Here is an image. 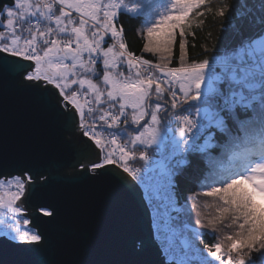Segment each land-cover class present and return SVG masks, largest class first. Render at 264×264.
Masks as SVG:
<instances>
[{
    "label": "snow or ice",
    "instance_id": "6c2138e0",
    "mask_svg": "<svg viewBox=\"0 0 264 264\" xmlns=\"http://www.w3.org/2000/svg\"><path fill=\"white\" fill-rule=\"evenodd\" d=\"M237 4L240 19L252 12L247 0H233L228 6L230 13ZM207 5L208 0L4 3L0 5V74H23L26 85L51 86L55 90L49 92L57 101L53 108L65 115L69 126L77 125L78 139L88 149L91 141L98 150L89 153L96 157L90 167L81 164L91 177L106 172L107 166L118 165L133 181L142 180L141 168L133 167L129 161L137 158L140 149L139 160L146 163L147 150L160 139L163 121L175 120L181 125L179 136L183 138L177 144L191 141L189 148L204 153L210 165L207 179L211 182L202 195L215 198L216 215L196 223L211 229V234L221 225L233 230L204 246L200 264H264V206L255 199L264 198V89L259 96L254 94L257 77L264 85V32L250 36L240 32L235 51L222 58L225 75L217 76L215 81L226 79L238 89L222 90L209 80L207 91H202L209 60L189 59L188 37L196 35L191 30L193 19L205 15L200 9L211 12ZM260 7L264 10V0ZM125 14L142 18L141 51L151 54L155 62L129 50L124 27L118 22ZM218 15H224L223 8ZM201 24L203 20L196 26ZM173 60L176 66H170ZM99 65L102 67L98 71ZM209 96L219 99L215 109L205 110L190 103H208ZM193 108L198 115L203 112L206 125L193 118ZM121 122L136 126L130 132L124 130L128 139L123 143L109 131L119 128ZM202 130H206L204 144L196 145ZM215 148L223 149L220 157L213 158L207 152ZM201 162L184 157L178 166L194 167ZM9 163L0 158V171H8ZM38 171L21 167L18 174L0 178V216L11 212L25 226L57 220L59 212L52 204H40V215L31 221L24 215L27 194L35 188ZM148 199L151 203L159 196L149 195ZM154 209L153 224L159 233V205H154ZM208 234L194 233L197 239ZM3 235L6 239L0 240V252L14 249L35 253L54 248V241L44 228L13 227ZM181 243L183 252L169 239V264H190L191 246L187 241ZM134 247L142 251L143 242H134ZM253 252L257 253L255 258ZM9 264L27 262L13 260Z\"/></svg>",
    "mask_w": 264,
    "mask_h": 264
},
{
    "label": "water",
    "instance_id": "95a60500",
    "mask_svg": "<svg viewBox=\"0 0 264 264\" xmlns=\"http://www.w3.org/2000/svg\"><path fill=\"white\" fill-rule=\"evenodd\" d=\"M10 2L0 0V5ZM51 91V86L26 85L23 74H0V158L10 162L0 178L18 174L21 167L39 169L24 215L30 221L40 215V204H52L59 212L52 224L30 223L47 231L53 249H7L0 252V264H169L154 239L139 185L115 165L96 177L81 168L90 167L96 157L89 153L98 150L91 141L88 149L78 139L77 125L69 126L53 108L57 101ZM136 241L143 242L142 251L134 247Z\"/></svg>",
    "mask_w": 264,
    "mask_h": 264
},
{
    "label": "trees",
    "instance_id": "16d2710c",
    "mask_svg": "<svg viewBox=\"0 0 264 264\" xmlns=\"http://www.w3.org/2000/svg\"><path fill=\"white\" fill-rule=\"evenodd\" d=\"M247 2L252 8V12L244 17V19H240L238 16V13L241 11L239 4H237L236 8L233 9L231 13L229 12L228 6L233 4V0H208L207 7L211 8V12L202 8L200 10L205 11V15L196 17L192 21L193 27L191 30L195 32L196 35L195 38L192 36L188 37L189 59L199 60L207 58L210 67L215 68L214 70L216 71H221L220 69L224 66L218 65L217 63L221 61L224 56L235 51L240 40V32H243L245 36L258 35L260 32H264V10H261L260 7L261 0H247ZM221 8L224 9L223 16L218 15V11ZM200 20H203V24L197 27L196 25ZM118 22L124 27L125 43L128 45L129 50L133 51L136 55H143L145 59H152L153 62H155V58L151 54L142 53L141 51L144 43L141 32L142 18L131 16V14H125L119 18ZM178 52L179 48L177 44L175 48L177 56ZM170 66H176V60H173ZM217 86L222 90H226L229 87L227 82H223ZM207 99L209 100L206 104L211 105L212 109L218 106V98L209 96ZM163 122L164 124L162 125L166 130L168 128L177 129L179 126L175 124L173 120L171 122L164 120ZM205 123H208V121ZM134 127L136 126L132 125L129 127L128 125H123L121 130H123V133L125 129H127V132H130ZM241 135H243V133H241ZM124 136L128 139L127 133ZM203 137L196 145L204 144ZM173 146L174 145H171L169 142L165 145V150H169ZM207 152L210 153L211 157L216 158L222 155L223 149H208ZM184 157L193 161L199 159L202 162L199 166L194 167L173 166L175 190L183 210L176 219V222L178 227L190 237L193 244L201 250H204L206 244L216 242L215 237H223V235L231 233L233 230L221 225L218 227L215 234H211V229L202 228L196 223L198 219L202 220L203 217L211 218L216 215L215 198L202 195V193L207 190V185L211 182L210 179H207L210 165L204 153L194 152L192 149L187 152ZM256 202L264 206V200L256 199ZM197 231L209 234L201 235L197 239L194 235ZM251 255L255 258L257 253L253 252Z\"/></svg>",
    "mask_w": 264,
    "mask_h": 264
},
{
    "label": "built area",
    "instance_id": "2783aa9c",
    "mask_svg": "<svg viewBox=\"0 0 264 264\" xmlns=\"http://www.w3.org/2000/svg\"><path fill=\"white\" fill-rule=\"evenodd\" d=\"M192 116L198 123H201L195 115L192 114ZM121 120H123V118H121ZM174 122L177 123L175 120ZM123 125L124 124L121 122L119 128L109 130L116 133L118 142L120 143L127 140L122 136L124 133H121ZM193 132H195V129H193ZM205 132L206 130L201 131L196 144L204 136ZM189 144H191V141H189ZM189 144L181 142L179 144H175L169 150H163L159 147H151L147 150L149 159L146 163L139 160L138 153L140 149H137V158L134 161H129L133 167L141 168L140 176L142 177V180L136 181V183L141 188L144 200L150 211L151 228L154 239L157 242L162 252V257H164L166 263H169L170 261L168 249L169 239L177 248H180L181 252L184 251L181 242L187 241L189 243L191 246L188 255L190 264H200L202 259V250L193 244L190 237L178 227L176 222V219L183 210L175 190V175L173 166L178 165V161L183 159L185 154L191 150L189 148ZM149 195L159 196V199L153 200L150 203L148 199ZM154 205H159V233H157V229L153 224V218L155 215ZM165 237L168 239H165ZM203 255H206V253L204 252Z\"/></svg>",
    "mask_w": 264,
    "mask_h": 264
},
{
    "label": "rangeland",
    "instance_id": "374dc122",
    "mask_svg": "<svg viewBox=\"0 0 264 264\" xmlns=\"http://www.w3.org/2000/svg\"><path fill=\"white\" fill-rule=\"evenodd\" d=\"M217 64H218V65H222V66H224L222 60L219 61ZM101 67H102V65H99V66H98V71H99V69H100ZM214 69H215V68H212V67H210V66L208 67V69H206V72L208 73V75L206 76L205 83L202 84V86H201V90H202V91H205V92L207 91V87H206V86H207L209 80H213V81L216 83V85H220V84H222L223 82H226V79H225L224 81H215V78H216L217 76L225 75V66L222 67V68L220 69L221 71H216V70H214ZM101 74H102V73H101ZM228 85H229V87H234V88H237V89H238V86L231 85V84H228ZM254 85H255L254 94H256L257 96H259L261 90L264 89V85H261L260 80H259V77H257V79L254 81ZM259 91H260V92H259ZM256 92H259V93H256ZM208 98H209V97H208ZM203 99H204V98L202 97V100H203ZM208 100H209V99H208ZM190 103H195L198 107H200L201 109H205V110H207V109H209V108H212L211 105L206 104V103H201L200 101H194V102H190ZM127 111H128L129 113H131L132 110L129 108ZM193 113H194V114H193ZM182 114H183V113H182ZM192 114L196 116V118L198 119V121H200V122H202V123H203V122H207V119L204 118V116H203V112H202L201 114L198 115V114L196 113V109L193 108V109H192ZM173 122H174V120H173ZM174 123H175V122H174ZM162 124H164V122H163ZM175 124H177V123H175ZM133 126H135V125H133ZM180 127H181V125H179V126L177 127V129L168 128V129L166 130V129L163 127V125H162V130H161V136H160V139H159V141L157 142V144L152 145V147H159V148L165 150V145H166L167 143L170 142L171 145H175V144L177 143V141H181L183 138H181V137L179 136V129H180ZM121 133L123 134V130L121 131ZM126 133H127V132L124 131V134H123L122 136L125 137L124 135H125ZM141 147H142V146H141ZM256 199H258V200H264V198L259 197V196H257ZM24 214H25V212H24ZM13 227H29V228H31V227H30V224L27 225V226L23 225L22 219H20L19 217L15 216V215L12 214L11 212H6L5 215L0 216V237H5V236L3 235V233H4L5 231L10 230V228H13Z\"/></svg>",
    "mask_w": 264,
    "mask_h": 264
},
{
    "label": "bare ground",
    "instance_id": "6f19581e",
    "mask_svg": "<svg viewBox=\"0 0 264 264\" xmlns=\"http://www.w3.org/2000/svg\"><path fill=\"white\" fill-rule=\"evenodd\" d=\"M115 166H117V165H115ZM117 167H119V166H117ZM120 168V167H119ZM121 169V168H120Z\"/></svg>",
    "mask_w": 264,
    "mask_h": 264
}]
</instances>
